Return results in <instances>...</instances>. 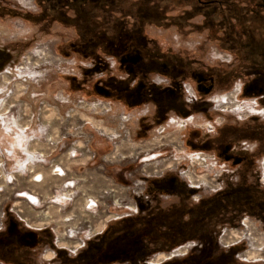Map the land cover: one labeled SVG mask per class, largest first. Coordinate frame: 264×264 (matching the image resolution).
<instances>
[{"label": "rangeland", "instance_id": "rangeland-1", "mask_svg": "<svg viewBox=\"0 0 264 264\" xmlns=\"http://www.w3.org/2000/svg\"><path fill=\"white\" fill-rule=\"evenodd\" d=\"M244 217L264 259V0H0V238L35 232L23 264H264L218 244Z\"/></svg>", "mask_w": 264, "mask_h": 264}, {"label": "built area", "instance_id": "built-area-1", "mask_svg": "<svg viewBox=\"0 0 264 264\" xmlns=\"http://www.w3.org/2000/svg\"><path fill=\"white\" fill-rule=\"evenodd\" d=\"M191 153H194V151ZM196 157L199 158L198 161L207 163V165H208V163H210V168H209L210 170L214 169V167H216L217 165L223 166L222 165L223 163H219L216 160V158L214 157V155H205L202 152H197ZM262 236H263V232L261 231V229H259V228L255 229V228L251 227L249 225V221H248L247 217H244L241 220V224L238 227V229L234 228L232 230V229H228L227 227H222L218 231L217 241L221 247H225V248L238 246V245H246L247 248L244 251L237 254L238 258H240L241 260L257 261V260L261 259L264 261V259L259 258V257H252L251 259H249V257H247V255H246V253L249 250H254L255 248H262V245H261V247H260V245H257V244L261 243ZM193 247H199V244L196 245L194 242L185 243L184 245H180V246L175 247L169 253V255H171L173 253H180L181 255H184Z\"/></svg>", "mask_w": 264, "mask_h": 264}, {"label": "crops", "instance_id": "crops-1", "mask_svg": "<svg viewBox=\"0 0 264 264\" xmlns=\"http://www.w3.org/2000/svg\"><path fill=\"white\" fill-rule=\"evenodd\" d=\"M29 154L32 155V152H30ZM58 169H61V168H58ZM57 176L59 177L58 174H57ZM5 180L7 181V179H5ZM33 180H34V182H37V183L41 182L43 180V176H42L41 180H38V179H33ZM70 183H73V181H70ZM19 196L27 197V198L34 197L32 194H30L28 192H24V191H21ZM55 199L58 200L59 202L61 201L60 196H56ZM54 202H56V201H54ZM8 228L9 227H7V229ZM20 231H21L20 233H22V234H19V236H17L18 234H14V235L6 234V235H4V237L0 238V260L5 261L7 263H13V264L26 263L27 260H25V258H24V253L28 252V251H25V250L24 251H17V249H15L14 246L10 244V242L12 241L15 244H18V243L22 244L23 245L22 248L24 247L23 249H26L27 244L29 243V241H31L33 238H35L36 234L33 231L26 232V233L22 229H20ZM29 253H30V251H29ZM29 253L27 254L28 256L32 255L31 253L30 254ZM19 256H22L23 258L20 257V259H17V258H19Z\"/></svg>", "mask_w": 264, "mask_h": 264}, {"label": "bare ground", "instance_id": "bare-ground-1", "mask_svg": "<svg viewBox=\"0 0 264 264\" xmlns=\"http://www.w3.org/2000/svg\"><path fill=\"white\" fill-rule=\"evenodd\" d=\"M186 87L189 88V89L191 90L189 84L186 85ZM235 90H236V91H235V93H234V95H233L232 98H233L234 101L237 102V103H235V104L237 105V104L239 103V102L236 100V99H237V98H236V97H237V96H236V93H237L238 89H235ZM186 91H187V90H186ZM226 98H227V96H226V94H224V95H221L219 99H220V100H224V99H226ZM235 104H234V105H235ZM238 107H239V106H238ZM173 120L176 121L175 119H173ZM180 122L183 123V124L186 123L185 120H181ZM197 152H198V151H194V153L188 152L187 155H189V159L192 160V161H198L199 158L196 157ZM58 170H59L61 173H63V171H62L61 169H58ZM59 171H58V172H59ZM56 173H57V172H56ZM184 173H185V172H184ZM184 173H183V174H184ZM57 174H58V173H57ZM58 175H59V174H58ZM37 176H38V175H36V177H37ZM185 176H186V175H185ZM40 177H41V175L38 176L39 179H40ZM187 178H188V177H187ZM33 179H35V178H33ZM188 179H189V178H188ZM191 186H192V185H191ZM58 196H59V195H58ZM63 198H64V197H63ZM91 203H92V202H91ZM85 204H86V203H85ZM177 254H178V253H174V254H171L170 256H172V255H177Z\"/></svg>", "mask_w": 264, "mask_h": 264}, {"label": "flooded vegetation", "instance_id": "flooded-vegetation-1", "mask_svg": "<svg viewBox=\"0 0 264 264\" xmlns=\"http://www.w3.org/2000/svg\"><path fill=\"white\" fill-rule=\"evenodd\" d=\"M8 112H9V110H8ZM62 170V169H61ZM63 171V170H62ZM63 174H64V172H63ZM72 184V183H71ZM34 196V195H33ZM31 201L32 202H37L38 200H37V198L34 196V197H31Z\"/></svg>", "mask_w": 264, "mask_h": 264}]
</instances>
